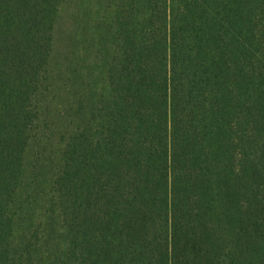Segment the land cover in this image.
Masks as SVG:
<instances>
[{
	"label": "trees",
	"instance_id": "trees-1",
	"mask_svg": "<svg viewBox=\"0 0 264 264\" xmlns=\"http://www.w3.org/2000/svg\"><path fill=\"white\" fill-rule=\"evenodd\" d=\"M66 1L0 0V264H264V0H109L56 103Z\"/></svg>",
	"mask_w": 264,
	"mask_h": 264
},
{
	"label": "rangeland",
	"instance_id": "rangeland-1",
	"mask_svg": "<svg viewBox=\"0 0 264 264\" xmlns=\"http://www.w3.org/2000/svg\"><path fill=\"white\" fill-rule=\"evenodd\" d=\"M109 0H67L61 9L60 19L55 38L54 54L51 60V70L57 77L56 103L63 100L62 79L73 80L71 72L80 70L77 79L88 75L92 80L103 62L96 64L94 54L96 52L90 47L89 40L94 36V26L102 15L109 17L107 3ZM109 46V43H107ZM71 88L75 92V85ZM72 95V94H71ZM71 97V96H68Z\"/></svg>",
	"mask_w": 264,
	"mask_h": 264
}]
</instances>
